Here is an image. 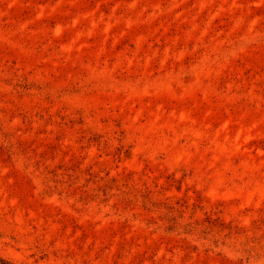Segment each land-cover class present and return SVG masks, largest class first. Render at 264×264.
Segmentation results:
<instances>
[{
    "label": "rangeland",
    "instance_id": "rangeland-1",
    "mask_svg": "<svg viewBox=\"0 0 264 264\" xmlns=\"http://www.w3.org/2000/svg\"><path fill=\"white\" fill-rule=\"evenodd\" d=\"M0 264H264V0H0Z\"/></svg>",
    "mask_w": 264,
    "mask_h": 264
}]
</instances>
